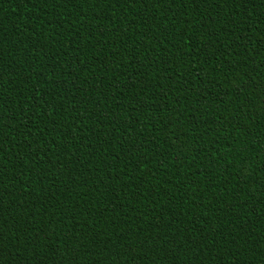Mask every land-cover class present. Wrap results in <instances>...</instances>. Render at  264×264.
I'll use <instances>...</instances> for the list:
<instances>
[{
    "label": "trees",
    "instance_id": "1",
    "mask_svg": "<svg viewBox=\"0 0 264 264\" xmlns=\"http://www.w3.org/2000/svg\"><path fill=\"white\" fill-rule=\"evenodd\" d=\"M0 264H264V0H0Z\"/></svg>",
    "mask_w": 264,
    "mask_h": 264
}]
</instances>
